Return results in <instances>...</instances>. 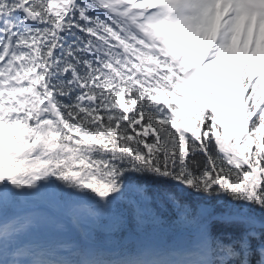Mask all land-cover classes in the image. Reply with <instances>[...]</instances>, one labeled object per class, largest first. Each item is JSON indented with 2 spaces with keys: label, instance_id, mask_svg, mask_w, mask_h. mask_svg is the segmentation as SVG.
<instances>
[{
  "label": "snow or ice",
  "instance_id": "1",
  "mask_svg": "<svg viewBox=\"0 0 264 264\" xmlns=\"http://www.w3.org/2000/svg\"><path fill=\"white\" fill-rule=\"evenodd\" d=\"M262 105L264 0H0V264H264Z\"/></svg>",
  "mask_w": 264,
  "mask_h": 264
},
{
  "label": "trees",
  "instance_id": "2",
  "mask_svg": "<svg viewBox=\"0 0 264 264\" xmlns=\"http://www.w3.org/2000/svg\"><path fill=\"white\" fill-rule=\"evenodd\" d=\"M249 91H251L250 89H249ZM248 93H246L245 95H247Z\"/></svg>",
  "mask_w": 264,
  "mask_h": 264
}]
</instances>
